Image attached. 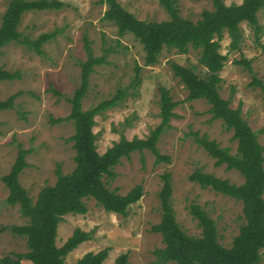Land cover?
<instances>
[{
	"label": "rangeland",
	"instance_id": "rangeland-1",
	"mask_svg": "<svg viewBox=\"0 0 264 264\" xmlns=\"http://www.w3.org/2000/svg\"><path fill=\"white\" fill-rule=\"evenodd\" d=\"M12 0H0V26ZM33 1V0H26ZM64 4L60 10L29 11L22 14L17 26L21 38L35 41L44 33L60 30L54 39L42 46V55L25 45L11 42L0 48V68L18 73L19 79L0 81V101L16 95L14 107L0 111V177L9 173L16 159L18 148L28 152L27 167L19 176L21 186L35 199L45 186L56 182L57 169L63 175L75 167L74 151L69 138L73 126L69 122L54 121L70 113L67 99L80 85V63L86 60L84 49L88 42L95 57L109 50L105 64L94 68L89 77V88L82 101L86 110L110 100L118 90L125 89L123 100L95 117L93 132L98 153H104L123 136L127 140L145 139L160 124V88L169 91L178 105L173 112L176 118L160 137L157 148L170 163L155 164L149 151L133 153L123 158L114 168L116 178L109 188L121 196L135 186L143 187V196L132 205L127 216L107 213L95 201L86 202L85 215H66L58 224L55 244L61 247L75 229L90 233L85 241L65 257V264H74L85 254H95L108 249L102 264H113L120 254H125L129 264H163L154 252L164 246L161 237L151 231L160 221L158 192L162 187L161 175L171 174V203L177 223L189 236L201 234L196 221L189 214L190 205H198L216 222L219 243L228 248L244 224L242 204L229 197L202 189L188 180L195 170L216 178L228 180L237 186L243 178L224 166L215 167L214 160L193 140L191 133L206 135L221 148L236 153L232 132H226L221 121H212L209 106L202 100L185 102L187 92L170 69L172 62L194 67L203 77L199 67L198 52L189 49L186 54L163 49L153 66H144V52L131 34L119 36L111 22L103 20L107 10L101 0H57ZM121 7L135 18L146 22L168 19L159 0H117ZM228 6L239 5L242 0H222ZM182 18L196 22L204 10L212 11V0H176ZM261 34L256 38L246 24L240 25L241 40L237 50L230 51L227 33L220 42L219 52L227 55L220 72V96L230 101V107H240L242 118L255 133L263 148L264 158V94L251 86L253 80L264 86V13L258 14ZM240 59L250 61V69L236 64ZM138 67V71L136 68ZM53 90L59 93H53ZM143 159V162L141 160ZM264 169V163H263ZM8 191L0 181V229L28 223L18 206L6 203ZM264 199V194H263ZM25 241L10 232L0 231V255L25 253ZM21 264H32L23 260ZM174 264V263H166ZM259 264H264V250Z\"/></svg>",
	"mask_w": 264,
	"mask_h": 264
},
{
	"label": "trees",
	"instance_id": "trees-1",
	"mask_svg": "<svg viewBox=\"0 0 264 264\" xmlns=\"http://www.w3.org/2000/svg\"><path fill=\"white\" fill-rule=\"evenodd\" d=\"M100 3L107 6L103 20L114 24L119 36L131 34L142 46L144 66L155 65L163 49L175 50L179 54H186L189 49L198 52L197 63L203 70V77L197 74L194 67L175 62L170 64L171 72L187 92L185 102L204 101L209 106L211 120L221 121L224 130L232 132L231 140L237 144L236 153L231 154L229 148H221L206 135L190 134L194 142L214 160L215 167L224 166L227 171H235L243 178V184L237 186L201 170H195L188 176V180L197 183L202 189H210L242 204L244 224L233 238L231 246L226 248L219 243L216 222L198 205H190L189 214L196 221L200 236H189L182 230L171 203V174L165 172L161 175L162 187L157 195L160 221L151 228L153 233L161 237L164 247L157 249L154 255L163 264H259L261 251L264 250L263 148L242 118L240 107L232 109L230 101L220 96V72L227 55H222L219 50L224 33L231 40L229 50L238 49L241 24L249 26L256 38L261 34L258 14L264 13V0H242L239 5L228 6L222 0H212L213 10H204L196 22L180 16L176 0H159L168 15V19L161 22L138 20L125 11L117 0H101ZM63 7L64 4L57 0H12L0 26V48L15 42L42 55V46L61 31L44 33L35 41H28L17 32L21 16L33 10L52 11ZM260 48L264 53L263 44ZM84 49L87 57L80 63V85L67 99L70 113L54 121L69 122L73 126L74 132L69 141L75 153V167L66 175L57 169L54 185L45 186L32 199L19 182L20 174L27 167L25 158L28 152L18 148L14 164L8 174L0 177V181L8 191L6 203L18 206L20 214L28 223L2 227L0 231H8L23 239L27 250L25 253L0 255V264H21L23 260L32 264H65V257L79 244L88 241L90 233L75 229L64 244L57 247V227L64 216L85 215L88 211L86 202L93 200L105 212L125 217L128 209L142 198L141 185L135 186L124 196L109 188V182L116 178L114 168L123 158L128 159L135 152L142 154L143 151H149L154 156L155 164L170 163V158L161 155L157 148L161 135L170 128V121L176 118L173 110L178 105L165 88L159 89L160 124L149 136L132 140L121 136L104 153H98L93 132L95 117L123 100L125 89L116 91L110 100L83 110L82 101L88 92L89 77L95 67L105 64L110 52V49L103 50L104 55L95 57L86 41ZM236 64L250 69L248 60L240 59ZM19 77L18 73L0 68V81H14ZM251 86L260 88L264 94V86L260 81L253 80ZM53 93L60 95L54 90ZM15 97L13 95L0 101V111L12 109ZM107 256L108 249L105 248L95 254H85L74 264H102ZM113 264L129 262L125 254H120Z\"/></svg>",
	"mask_w": 264,
	"mask_h": 264
}]
</instances>
